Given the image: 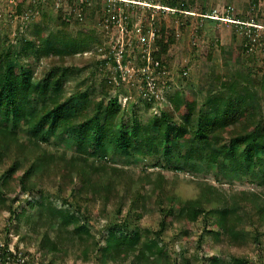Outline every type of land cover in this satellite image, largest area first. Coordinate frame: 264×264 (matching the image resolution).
<instances>
[{
  "label": "trees",
  "instance_id": "obj_1",
  "mask_svg": "<svg viewBox=\"0 0 264 264\" xmlns=\"http://www.w3.org/2000/svg\"><path fill=\"white\" fill-rule=\"evenodd\" d=\"M14 1L23 17L14 41L8 23L0 29V213L17 221L15 229L32 221L26 234L34 235L42 259L22 251L25 264H46V257L47 264L62 262L71 252L84 264L94 256L100 264H253L249 253H264V54L261 62L255 56L264 41L256 30L260 0H247L245 14L231 15L227 42L206 43L195 81L145 121L126 118L120 89L98 70L102 49L108 52L104 33L84 25L102 23L103 0ZM52 1L56 7L46 10ZM145 1L173 10L152 20L146 13L154 30L151 56L167 70L181 34L193 27L195 53L194 42L225 18H211L208 0ZM138 11L128 9V31ZM135 46L132 41L124 54ZM188 67L178 70L181 81L189 80L182 75ZM87 71L90 83L81 89L75 80ZM162 161L175 172H212L216 183L196 181L197 194L182 199L158 169ZM141 163L137 174L133 168ZM234 182L260 190L223 189ZM23 196L28 201L20 207ZM18 210L33 215L18 217ZM108 211L113 219L97 238L95 224ZM145 218L146 229L139 225ZM167 229L194 237L197 251L181 247L171 254L163 241ZM207 241L220 249L208 259L198 254ZM8 246L0 243V264L14 258Z\"/></svg>",
  "mask_w": 264,
  "mask_h": 264
},
{
  "label": "rangeland",
  "instance_id": "obj_2",
  "mask_svg": "<svg viewBox=\"0 0 264 264\" xmlns=\"http://www.w3.org/2000/svg\"><path fill=\"white\" fill-rule=\"evenodd\" d=\"M132 1V0H131ZM145 1V0H143ZM247 0H208L207 1V7L212 11V15L214 19L218 20L220 17H225L224 19L221 18L222 22H219L218 24L213 25L209 32H206L205 35H202L200 38L197 39L194 43L197 45V51L195 53L191 49L192 45V39L191 38V30L193 27L188 29L187 32L183 33L180 35L179 40L177 44L173 47L171 50V63H169V67L171 68V73H169L167 79L165 80L164 87L163 89V98L164 102L161 103V105H154L151 104V106H145L144 103L141 102L138 93L136 91H131L130 95L132 99L129 101V104H126V107L124 108L126 110V118H130L131 115L135 114L140 121H145L146 118L157 115L160 111L161 108L165 107L164 109H167V104L165 106V103H168L169 97L171 96L172 93H174L176 90H179L180 87L184 88L187 83H191L195 81L197 75H198V67H199V61H200V52L204 50V45L207 44H212L214 40L218 39L222 43L227 42V36L230 33L231 29L233 28L230 24L232 22L231 19H234L233 16L235 13H244L246 10H244V3H246ZM55 1H52L50 3H47L45 5L46 10H51V8L56 7ZM227 6L232 8V11L230 12V16H226L225 10L228 8ZM17 8V4L15 3L14 0H0V29L4 28L5 23H8L9 28H4L6 29L7 36L10 41H14L15 37V27L16 24H18L23 17L18 16L15 11ZM146 12L144 11L142 13V10L139 9L138 12L135 13L134 19H133V24L136 25L137 23V18L141 19L143 15L146 16ZM255 16L259 18L261 25L257 26L256 30L261 34L264 35V0L259 1V7L257 12L255 13ZM25 18V17H24ZM139 22V21H138ZM27 23V21H26ZM98 20L97 18L93 23H86L85 22V27L89 26H94L97 28L101 33H102V28L101 25H98ZM138 24V23H137ZM168 24L171 27H174L177 29V24H175L173 21L168 20ZM244 27H250V24H245ZM180 31L178 30V33ZM257 32V33H258ZM103 34V33H102ZM116 34V33H115ZM180 34V33H179ZM212 35H215V38H212ZM104 36V35H103ZM119 36V33H118ZM132 37V35H131ZM104 43L108 41L106 39V36H104ZM264 54V41L263 45L260 46L259 49L255 50V56L258 57V60L261 62ZM199 56V57H197ZM199 58V59H198ZM202 58V57H201ZM218 61V60H216ZM219 62V61H218ZM189 65V71H188V81H181V79L178 76V70L181 67ZM219 69H221L219 67ZM99 75L96 74L97 80L96 82L98 83L99 81ZM76 84H80V88L82 89L86 85L90 83V75L88 74V71L80 77V79L75 80ZM95 85L93 87H97V84L94 83ZM66 87H70L73 90V87L70 84H67ZM128 87L124 86L123 88H120L121 94L128 93ZM150 103V102H147ZM120 164V163H119ZM145 163H141L138 166L134 167L135 173L139 174V170L143 168ZM163 165V168H158L161 169V171L164 173V176L166 180L169 181H174L176 183V193L179 195L182 199H188L194 197L198 189L196 187V181L199 180H207L211 183H216L213 176L214 174L211 172L209 174H204V173H196L192 172L189 169H182L181 171L175 172L171 164H167L165 162H161ZM223 189H231L235 191H253L254 189L257 190V192L260 189L254 188L250 186L248 183H240V182H234L233 186H227L224 185ZM24 197V196H23ZM23 202L20 205L23 206L25 203L28 201L27 197L22 198ZM19 205L15 204V207H18ZM113 212L108 211V216L106 218L100 219V221L95 224V234L96 237L98 238L100 231L103 229V227L107 224L108 221H111L113 219ZM19 216L22 217H27L33 215V212L27 211V213H22L18 210L16 213ZM96 215V212H93V216ZM8 217L9 214L7 212H1L0 213V243H4V241L9 243L10 249H15V250H21V251H27L28 253H32L36 255L38 260H41V254H38V249L36 247V241L34 240V235L30 236L27 235V230L29 229V225H31L32 221L29 219L27 223L24 222H18L20 224L19 229H15L14 225H16L17 221L12 220L11 223H8ZM150 219L145 218L142 220L139 225L141 227H145V229L148 227V222ZM155 228V225L153 226ZM185 229H188L187 226H184ZM192 229V227H190ZM99 232V233H98ZM163 241L167 246L168 251L170 253H178L181 247H185L188 253H192L196 248L193 246L195 244V239L194 237H176L174 235V231L171 229H167L164 234H163ZM219 248H215V246L210 242L207 241L203 244L201 251H199V256L206 257V259L210 258L211 256L217 255ZM258 251L253 250L252 252L249 253V256L252 260L253 264H264V253H258ZM231 253H234L232 250ZM204 255V256H203ZM176 256V255H174ZM64 261H59V260H53V264H84L81 262L78 254L70 253L69 255L63 256L62 257ZM50 258L46 257L44 262L47 264L49 262ZM259 261L258 263L256 261ZM88 264H100L99 260L96 259V256H94L90 263ZM120 264H128V262L120 263Z\"/></svg>",
  "mask_w": 264,
  "mask_h": 264
},
{
  "label": "built area",
  "instance_id": "obj_3",
  "mask_svg": "<svg viewBox=\"0 0 264 264\" xmlns=\"http://www.w3.org/2000/svg\"><path fill=\"white\" fill-rule=\"evenodd\" d=\"M106 7V14L102 21L101 28L108 41L105 42L108 52L102 49L99 61L102 62L99 72L104 73L107 81L112 82L116 89L128 87V93L121 94L122 105H126L132 97L131 91H136L142 101L150 104L161 105L164 102V84L171 70H167L155 61L151 52L154 45V30L152 22L147 21V16L137 18L136 25L133 24L132 31L127 30V11L129 8L138 7L142 13H150L151 20L158 11L173 12V10L158 5H153L150 1L143 0H103ZM145 13V14H146ZM214 19V17H211ZM139 21V22H138ZM148 22L147 27L145 24ZM115 30L117 31L115 34ZM119 33V36H118ZM132 35V37H131ZM132 41L136 42V52L125 50L132 47ZM140 56L145 62L144 67L136 65V57ZM184 71L182 75L187 76ZM117 92V91H116ZM2 245V244H1ZM10 249L8 253L14 256L13 260L6 264H25L26 257L22 256V251ZM6 253L8 256L10 254Z\"/></svg>",
  "mask_w": 264,
  "mask_h": 264
}]
</instances>
